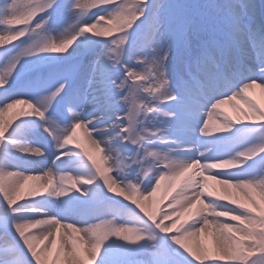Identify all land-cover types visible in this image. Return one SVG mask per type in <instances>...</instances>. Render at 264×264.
<instances>
[{"label":"snow or ice","instance_id":"snow-or-ice-1","mask_svg":"<svg viewBox=\"0 0 264 264\" xmlns=\"http://www.w3.org/2000/svg\"><path fill=\"white\" fill-rule=\"evenodd\" d=\"M97 5L99 11L88 12L90 6ZM22 7L27 9L24 14H21ZM37 11L41 14L33 26L31 21ZM53 15L58 16L57 23L61 26L75 20L59 43L44 38ZM106 17L109 25L118 22L121 31H131L112 39V48L105 40L106 46L95 52L86 64H61L60 61L71 56L84 54L83 46L77 43L67 55H55L66 52L78 38L89 33L93 34L88 35L92 38L111 34V27H98ZM137 20L139 23H134ZM21 24L24 27L5 28L9 34L0 35V44L6 39L26 37L13 45L14 52L6 48L0 51V61L5 64V70L0 72V115L20 103L17 97H27L24 102L31 110L21 115L40 120L38 126L52 138L58 155L52 166L37 168L27 158L43 157L44 150L11 135L10 130L16 123L9 129L0 120V193H3L0 264H60L61 260L63 264H174L167 251L156 243L136 247L145 240L155 242V232L126 227V222H117L115 218H98L101 223L86 221L78 227L67 222L63 212H50L41 199L17 203L28 181L38 179L24 175L29 171L45 172L44 187L53 184V172L59 175V183L51 192L57 198L68 197L73 192L87 196L90 189L84 186H92L101 179L103 187L111 193L119 181L120 195L131 199L140 209L137 211L134 207L135 219L166 234L188 254L187 264H204L212 254L217 259L210 260L209 264H219L221 260L233 264H264V207L250 194L258 189L264 200V168L252 176L216 172L210 178L216 180L219 189L210 187L209 176L205 175L213 168H243L257 157L264 161V109L247 98L256 81L264 86V5L257 0H163L162 3L138 0L128 8L123 3L114 4L113 0H91V5L86 0H32L26 5L21 0H0V25ZM148 25L158 29L161 41L157 47L141 43ZM142 66L148 67L143 72L136 71ZM22 76L24 80L17 86ZM74 77L77 82L72 84ZM32 89L39 95H27ZM237 97L247 110L239 109L241 116L236 118L217 113L224 116L223 122L210 129L214 110ZM61 98L70 112L75 107L81 108L79 113L72 112L70 118L75 122L62 129L56 120L46 118ZM161 103L167 109L163 111V121L160 120ZM205 105L210 106L204 109ZM201 114L207 119L201 121ZM242 118L261 121L251 124L257 127L247 130L259 135L247 147L229 155L226 141L210 137L209 132L221 133L220 136L230 133L236 125L245 124ZM193 119L200 124L199 134L211 147L200 150L177 138ZM85 125L96 137H108L91 141L97 151H104L100 148L104 144L109 153L115 146L119 152L128 154L123 165L128 169L127 175L121 178L118 174L115 180L109 179V169L102 168L87 150L81 155L67 147L75 140L76 130ZM213 149L216 154L210 155ZM193 150L198 153L195 157L174 159L173 153ZM73 155L83 157L80 166L87 170L86 174L74 175L57 168V161L63 163L64 157ZM21 157L25 158L23 163ZM118 159L124 161L125 157L121 155ZM215 161L219 163H208ZM10 169L19 170L20 179L5 186L4 175H13ZM149 172L152 176L143 181L141 177ZM165 180L169 184L161 199H166L178 185L180 190L171 197L170 210L161 211L158 216L155 209L149 210L142 201L154 197ZM65 182L74 191L69 193ZM229 188L238 190L246 202L233 196ZM38 191L33 186L27 195L35 197ZM137 192L144 194L142 200L133 199ZM92 195L95 197V193ZM31 229H39L38 234H32ZM202 234L211 237V249ZM110 240L132 247L105 255L101 261L98 256L107 252L105 245ZM43 241L48 243L38 247ZM129 253L135 259H129Z\"/></svg>","mask_w":264,"mask_h":264},{"label":"bare ground","instance_id":"bare-ground-1","mask_svg":"<svg viewBox=\"0 0 264 264\" xmlns=\"http://www.w3.org/2000/svg\"><path fill=\"white\" fill-rule=\"evenodd\" d=\"M131 1L132 0H113V3L117 4V5L123 3V4L127 5L128 8H131L133 5V4H131ZM136 1H138V0H136ZM30 2H32V0H21L22 5H26ZM86 2L91 5V0H86ZM200 2H211V0H200ZM217 2H219V0H217ZM257 3L260 5H264V0H257ZM97 6H99V5H97ZM91 8H93V7H91ZM26 11H27L26 7H22V13L21 14H24ZM40 14L41 13L39 11H37L36 15L33 17L32 21H31V24L33 26H34L35 20L38 18V16ZM140 19H143V17H141ZM57 20H58V16L53 15L52 20L49 21L48 25L45 28L44 38L48 39L49 42L59 43L62 39L65 38L64 34H65L66 30H69L70 27L75 24V20H72V21H69L68 23H65L61 26L60 24L57 23ZM91 22H93V21H91ZM102 23L108 25V27H111L113 29V31L111 32V34L109 36L92 38V37H89L88 35H93V34L89 33L87 36L91 39L83 40L82 38H78L77 41H74L73 44L68 47L66 52L57 53V55H67V53L70 52L72 50V48L75 49L77 47V45H76L77 43L81 44L83 46V48H84L83 52H86V51L92 52V51H94V49L96 48L98 43H100L102 40L107 39L110 36L114 35L117 31L121 30L118 22L109 25L107 22V17L105 18V21H103ZM134 23H139V20L135 21ZM20 26H21V28L24 27V25H22V24ZM5 28L16 29V28H18V26L17 25H7V26L0 25V35L7 36L9 34L8 32H6L4 30ZM125 30H131V29H125ZM144 35H145V37H142V41H141L142 44L147 42V43L151 44L153 47H157L160 45L161 38L158 35V29L157 28H154L151 25L146 26L144 29ZM25 38L26 37H20L16 40H11V41L6 39L2 44H0V51H5L6 49H12V51L14 52L15 49H14L13 45L19 44L20 40L25 39ZM79 39H81V40L79 41ZM125 44H127V41H125ZM109 45H111V43ZM78 55H79V53L75 56H71L67 60L60 61V63L61 64H74L79 59ZM112 55H113V59H115V54H112ZM139 59H142V58H138V60ZM146 67H148V66H142L140 69H137L136 71L143 72ZM4 70H5V64L2 63V61H0V72H3ZM23 80H24V77L22 76L21 81L18 82L17 86H19ZM76 82H77V78H73L72 84H75ZM71 86L72 85L70 84V87ZM27 95L37 96V95H39V93L35 89H32V90L28 91ZM144 95H147V93H144ZM247 98L250 99L254 104L258 105L261 109H264V86H261L260 82L256 81V84L251 89H249V91L247 93ZM16 99L19 100L20 103H16L12 108L6 109L3 112V114L0 115V120H2L5 124H7L9 129L13 124L16 123L13 126V129L10 130L11 135H13L19 139H26V142L37 145L44 150L45 156H43V157H40V158L28 157L27 158V159L33 160L35 162V166L37 168H46V167L52 166V161L54 160L55 156L58 155V152L54 146V141L48 135V133H46L43 130L42 127L38 126L41 123L38 118H24L21 115L22 112H28L31 110L28 108L27 103L24 102L27 99V97L19 96ZM58 106L62 110V112L65 116V120L63 122L59 121L58 118L56 117L53 109H51L50 112L46 114V118L56 120L61 129L66 128V127H68V125L75 122V121L71 120V118H70L72 115V112L79 113L81 111L80 107H75L72 109V112H70L68 109L65 108L63 98H61L60 101L58 102ZM209 106L210 105H208L207 107H209ZM167 107H172V106L169 105ZM160 108H161L160 120L163 121L165 119V117L163 116V111H166L167 109H166V106L164 103H161ZM239 109L247 110V106L243 103V101L240 100L239 97H237V99L234 101H230L228 103H225L224 105L221 106V108L214 110L213 122L209 125V128L211 129L213 127H216L219 123L223 122L224 116L222 114L217 116V113H227L229 116L236 118L234 115H230V114H231V112L236 111L241 116ZM88 110L91 111V107H89ZM204 118H205V120L207 119L206 116L204 117L201 114L200 120L202 121ZM233 122H235V119L233 120ZM242 122L245 124L236 125L235 128L230 133L223 134L222 136H224V137L220 136L221 133L212 132V131L209 132V136L210 137L216 136L217 139H223L224 141L231 142L234 139V137L225 136V135H232L233 133H235L239 130L243 131L244 133L238 139H236L234 141V144H238V147L230 153V154H233L236 150L247 147L248 143L250 141L254 140L259 135V133H250L247 130L250 128H253V127H257L256 125H251V124H259V123H261V121L255 120V119H243L242 118ZM166 123H173V122L172 121H166ZM21 124H24V125H21ZM188 125H189V123H188ZM101 127H105V126L102 125ZM199 127H200V124H199ZM199 127L198 128L192 127V129L190 130L191 132L190 131L189 132L192 133L194 140L197 142V144H200V142L201 143L202 142L208 143L209 141L206 140L203 136H201L202 134L201 135L199 134V131H198ZM186 131H188V130H185L183 134L177 136V138L180 139L184 144H188L186 139H185V135H191L190 133H187ZM99 139L107 140L108 137H103V138L96 137L95 134L93 133L92 129L89 128L87 125H85V127L79 128L76 130L75 140L71 144L67 145V147H70V148L74 149L75 151H79L81 153V155H83L85 150H87V152H89L96 159L97 163H99L102 168L109 169V171L107 173L109 179L115 180L117 178L118 174L121 176V178H122V176L127 175L128 169L123 167V165L127 162L126 158H127L128 154L119 152L118 148H116L115 146H113V151L111 153H109L107 151V149L105 148L104 144L100 145V148L104 149V151H97L95 146L91 143V141L92 140H99ZM77 143H79L81 146L77 147ZM173 147H176V146L173 145ZM185 147H187V146H185ZM205 148H207V147H205ZM213 152H215V149H213ZM197 154L198 153L196 150H193L192 152H188V153H185V152L173 153V155L176 156V157H174V159H177V160H182L188 156L195 157ZM121 155L125 157L124 161H121L118 159V157ZM212 155H214V154H212ZM262 155H264V154H262ZM68 158L71 160V162L69 164H67ZM228 158L229 157H227L225 159H228ZM24 159H25L24 157H21V160L24 161ZM82 159H83L82 156L73 155L71 157H64L63 163H61L59 161H57V162L61 166H63V165L67 166V169H65V170L62 169L61 171H69L74 175H83V174H86L87 170L80 166V161ZM84 159L87 160V156H84ZM21 163H23V162H21ZM88 163L91 164V161H88ZM208 163H219V161L208 162ZM144 167L148 168V165H144ZM262 168H264V161H261L259 159V157H257L255 159L249 161L247 163V165H245L243 168H238V169H234L231 167L213 168L209 172H206L205 175L209 176V179L207 182L210 183L211 185H213L214 187H216L217 189H219L220 186L217 184L216 180H213L210 178L211 175H213L216 172H221L222 174H224L226 172H239V173H242L244 175L252 176V175L259 174V172ZM93 170H94V166H93ZM9 171H11L13 173V175L12 176H8L6 174L4 175L3 183L5 184V186H7V185L15 182L16 180L20 179L19 174H18L19 170L10 169ZM137 172L139 173L140 169H137ZM24 175L36 177L38 179H32V180L28 181V183L25 185L24 189L22 190L21 197L17 200V203H25V202L32 200V199H41L44 203V206L46 208H48L50 210V212H63L65 214V216L67 217V222L76 223L78 227L85 225L86 221L90 222L89 221L90 218L95 217L96 219H98L99 215L104 216V218H103L104 220H111V219L115 218L117 222H126L125 226L133 228V229L138 228V226H136L135 223L144 225L142 221L135 219L136 214L130 210V209H134V207H137V206L132 203L131 199H127L126 196L120 195L119 189H120V187H122V185L119 183V181L113 185V191L111 193L107 192L106 186H105V188L103 187V180L102 179L92 186H84V187H88L90 189L89 194L87 196L82 195L81 193H76V192L71 193L74 190L71 189V187L67 184V182H65L64 186L68 187L69 193H71V194L68 197L57 198V197L51 195L52 190L54 188H56L57 184L59 183V177H57L55 172H53V174H52L53 175V184L49 187H44V185L47 184V176L45 175V172L29 171V172H25ZM151 176H152V174H151V172H149L147 176H142L141 179L146 182V180L148 178H150ZM129 179H131V177H129ZM133 182H134V180H133ZM182 183H183V180H181L180 185H182ZM168 184H169L168 180L162 181L161 182V188L156 193V195L154 197L150 198L149 200H143L142 201L143 204L145 205V207H148L149 210L155 209L157 211L158 216H159L161 211H169L170 210L169 209V202L171 201V197L173 195H175L176 192H178L180 190V186L178 185L177 188L174 189L166 199H161V197L164 196V193H165V190H166V187ZM33 186H36L39 188L38 194L35 197L27 195L29 189L32 188ZM154 186L155 185L153 184V187ZM77 187H79V185ZM229 191L232 193L233 196H238L240 198V200L243 201V196H242V194L239 193L238 190L233 189V188H229ZM92 193H95V197H93ZM189 194H191V193H189ZM223 194L224 193L221 192V195H223ZM250 194L253 196V198L258 203L261 204L262 207H264V200L261 199L258 189L253 190ZM143 195L144 194L142 192H137L136 195L133 197V199H141L142 200ZM2 196H3V193H0V198H2ZM108 198H111V199H114V200L120 202L119 203L120 206H117L116 204L107 201L105 203V205L103 207L99 208L98 210L92 209L91 211H89L88 208L95 205L96 203L103 202ZM156 202H158V205ZM243 202H246V201H243ZM13 206H15V205H13ZM84 209H86L85 211H88V212L83 213L81 210H84ZM115 211L119 212L122 215L120 217V219L113 217L115 214ZM137 211H140V209L138 207H137ZM141 214H143V213H141ZM110 215H113V216L111 217ZM91 222L101 223L100 220L91 221ZM188 222L189 223L192 222L191 219H189ZM142 229L146 232H155L157 235V240L155 242H149V241L145 240V241L141 242V245H137L136 247H140V246H143V245H146L149 243H156V244L160 245L161 247H163L167 251V253H169V254L172 253L174 255H177L184 264H187L188 254L186 252H184L182 249H180L179 247H177V245L172 244V242L168 239L166 234L159 233L153 227L142 228ZM173 231L175 232L176 229H173ZM30 232L32 234H38L39 229H31ZM202 238H203L204 242L206 244H208L209 248L211 249V246H212L211 237L210 236H203V234H202ZM162 241H163V243H162ZM46 243H48V242L43 241V242L39 243L37 246L42 248L44 246V244H46ZM58 245H59V235L57 237V247H58ZM105 247L108 248L107 252L98 256V259L101 261H103L105 255L111 256L115 252L124 251L126 249L131 248L132 246H130V245H123L122 246L120 241L117 240V241L113 242L112 240H110L109 242L106 243ZM54 251H55V249H54ZM128 258L129 259H135V257L132 256L130 253L128 254ZM212 259L216 260L217 256L214 254L209 255L208 260H206V261H210ZM60 264H63L62 260L60 261ZM198 264H199V262H198ZM219 264H233V262L221 260V261H219Z\"/></svg>","mask_w":264,"mask_h":264},{"label":"rangeland","instance_id":"rangeland-1","mask_svg":"<svg viewBox=\"0 0 264 264\" xmlns=\"http://www.w3.org/2000/svg\"><path fill=\"white\" fill-rule=\"evenodd\" d=\"M163 2V0H154V3H162ZM126 31H128V30H126ZM125 34V31H121V33H118V35H117V37H118V39H119V37L120 36H122V35H124ZM113 39V38H112ZM111 39V40H112ZM110 40V41H111ZM105 44H103L102 45V47L104 46ZM237 116V115H236ZM209 184V186L211 187V186H213V185H211L210 183H208ZM118 202V201H117ZM118 203H120V202H118ZM144 224V223H143ZM162 243H163V241H162ZM172 244H174V243H172ZM164 245V244H163ZM166 245V244H165ZM177 247H179V246H177ZM107 250H108V248H107ZM169 251V250H168ZM169 254V253H168ZM170 255V257L173 259V262H174V264H184L181 260H180V258L177 256V255H174V254H172V253H170L169 254ZM212 260H215V259H212ZM204 264H209V261H206Z\"/></svg>","mask_w":264,"mask_h":264}]
</instances>
